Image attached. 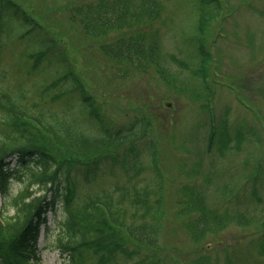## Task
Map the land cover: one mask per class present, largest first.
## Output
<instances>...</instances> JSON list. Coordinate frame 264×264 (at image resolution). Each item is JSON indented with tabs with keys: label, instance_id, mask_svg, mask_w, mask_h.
Listing matches in <instances>:
<instances>
[{
	"label": "rangeland",
	"instance_id": "rangeland-1",
	"mask_svg": "<svg viewBox=\"0 0 264 264\" xmlns=\"http://www.w3.org/2000/svg\"><path fill=\"white\" fill-rule=\"evenodd\" d=\"M12 1L36 21L39 37L6 20L0 34L2 94L30 115L72 126L87 136L99 134L78 93H62L67 83L52 86L65 73V65L54 61L52 53L37 66L36 57L30 56L40 49V37L49 43L55 40L53 51L68 58L106 121L125 128L140 121L146 131L143 139L134 141L136 146L146 141L155 145L156 162L151 164L145 156L141 174L132 177L116 171L114 176L100 177L80 188L77 199L127 183L155 190L161 184L160 247L150 257L165 264H196L197 259L207 264H264L259 246L264 232V0H219L221 8L214 10L203 39L211 53L207 82L187 67L200 57L199 19L205 17L200 0H161L158 19L141 25L142 31L158 38L167 80L156 67L138 72L103 54L101 45L124 32L97 38L72 22L73 6L113 0ZM4 117L0 109V122ZM213 128L231 138L223 154L217 145L208 151ZM13 172L5 191L0 190V207L9 214L14 212L12 196L31 180L25 169L15 167ZM72 175L82 177L81 172ZM184 193L202 194L209 219L219 218V225L189 233L184 224L190 218L178 215ZM64 214L58 205L41 228V264H68L62 250Z\"/></svg>",
	"mask_w": 264,
	"mask_h": 264
},
{
	"label": "trees",
	"instance_id": "trees-1",
	"mask_svg": "<svg viewBox=\"0 0 264 264\" xmlns=\"http://www.w3.org/2000/svg\"><path fill=\"white\" fill-rule=\"evenodd\" d=\"M200 3L205 16L199 19L201 38L197 55L200 57L194 62L189 60L199 66L196 73L205 79L211 54L203 42L204 32L213 19L214 10L221 7L219 0H200ZM162 8L161 0L100 1L73 6L71 20L97 38L124 32L115 41L101 45L103 54L115 64H124L138 72L156 67L166 79L169 75L160 63L158 38L141 29L143 23L158 19ZM6 20L24 26L27 34L39 37L36 21L26 11L14 1L0 0V34ZM40 40V49L30 54L36 57V66L46 54L52 53L56 57L54 61L69 68L68 58L53 51L55 40H52L54 43L41 37ZM60 83L68 84L62 93H78L92 123L98 127L97 136H87L72 130V126L62 127L30 115L7 93H0V109L5 112L0 122L4 126L0 131V190L5 191L14 178L15 167L25 169L31 176L28 185L11 198L14 213L9 214L0 207V264H41L38 247L41 228L47 222L48 212L60 204L65 213L62 250L68 264H165L149 256L160 247L158 234L164 220L163 197L157 198V192L163 191L161 184L155 190L148 185L127 183L113 191L77 199L80 188L100 177L114 176L116 171L132 177L141 174L145 156L151 164L156 162L153 144L136 146L134 141L145 136L144 130L140 131L136 124L138 121L127 128L114 127L107 122L72 70L55 79L52 86ZM230 141L231 138L213 128L208 149L212 151L217 145L218 151L223 153L229 149ZM73 172H81L82 177L77 178ZM34 186L38 189L33 190ZM179 208V216L190 218L184 228L194 235L220 223L219 218L209 219L200 193H184ZM193 214L197 217L193 218ZM259 246L260 253L264 254V232ZM195 262L207 264L200 259Z\"/></svg>",
	"mask_w": 264,
	"mask_h": 264
}]
</instances>
